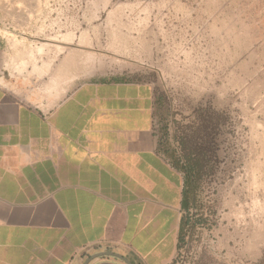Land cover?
Segmentation results:
<instances>
[{
	"label": "crops",
	"instance_id": "0c3cea01",
	"mask_svg": "<svg viewBox=\"0 0 264 264\" xmlns=\"http://www.w3.org/2000/svg\"><path fill=\"white\" fill-rule=\"evenodd\" d=\"M32 1L0 0V264H173L191 196L151 86L66 75Z\"/></svg>",
	"mask_w": 264,
	"mask_h": 264
},
{
	"label": "rangeland",
	"instance_id": "374dc122",
	"mask_svg": "<svg viewBox=\"0 0 264 264\" xmlns=\"http://www.w3.org/2000/svg\"><path fill=\"white\" fill-rule=\"evenodd\" d=\"M33 1L44 43L66 37V75L147 83L163 148L205 143L173 264H264V0Z\"/></svg>",
	"mask_w": 264,
	"mask_h": 264
},
{
	"label": "trees",
	"instance_id": "16d2710c",
	"mask_svg": "<svg viewBox=\"0 0 264 264\" xmlns=\"http://www.w3.org/2000/svg\"><path fill=\"white\" fill-rule=\"evenodd\" d=\"M180 143H181V148L183 153L185 154V157L188 158V165L187 167H182L180 165V158L179 156H175L172 155V160L174 162L175 167L181 169L182 171L185 172L186 175V185H188L189 191L191 192V208H195V204H194V191L196 190L194 185H193V181L195 180L196 182H200L201 178H202V169L201 166L198 164V162L194 159H192V155H193V151L192 149L189 148V143L184 139L181 138L180 139ZM189 222L188 220L184 221V227L182 230V233L180 234L179 237V241L183 240L184 236H185V232L189 229L190 231H193V225L189 226Z\"/></svg>",
	"mask_w": 264,
	"mask_h": 264
},
{
	"label": "flooded vegetation",
	"instance_id": "af4514ba",
	"mask_svg": "<svg viewBox=\"0 0 264 264\" xmlns=\"http://www.w3.org/2000/svg\"><path fill=\"white\" fill-rule=\"evenodd\" d=\"M197 132V131H195ZM195 132H190L191 134H186V133H189V132H186L184 134H181V138H184L188 143H189V148L192 149L193 151V155H192V159L196 160L198 162V164L201 166V169H202V178L200 180V182L203 180H205L206 176H209L210 172H211V165H210V162H209V159H208V156L206 154V146H205V143H200L199 141H197L196 139V136H194ZM186 134V135H185ZM199 135V133H198ZM180 138V139H181ZM181 141L179 140V144H180V150L181 152L178 153V156L180 158V165L182 167H187L188 165V158L185 157V154L183 153L182 151V148H181ZM168 155L170 154L169 151H167ZM184 173V176L186 178V175H185V172L182 171ZM200 182H196L195 180L193 181V185L195 187V191H194V204H195V207L197 205L196 203V195H197V190L200 186ZM188 191H189V188H188ZM190 195H191V192H188Z\"/></svg>",
	"mask_w": 264,
	"mask_h": 264
},
{
	"label": "water",
	"instance_id": "95a60500",
	"mask_svg": "<svg viewBox=\"0 0 264 264\" xmlns=\"http://www.w3.org/2000/svg\"><path fill=\"white\" fill-rule=\"evenodd\" d=\"M99 255H100V254H99ZM99 255H98V256H99ZM104 255H112V254H110V253H106V254H104ZM100 256H101V255H100ZM114 257H116V258L122 260L125 264H131L129 261H127L126 259H124V258L121 257V256L114 255Z\"/></svg>",
	"mask_w": 264,
	"mask_h": 264
},
{
	"label": "bare ground",
	"instance_id": "6f19581e",
	"mask_svg": "<svg viewBox=\"0 0 264 264\" xmlns=\"http://www.w3.org/2000/svg\"><path fill=\"white\" fill-rule=\"evenodd\" d=\"M65 40V42H63V41H52V42H56V43H61V44H66V37L64 38ZM46 44V43H45ZM61 44H52L53 46H55V47H60L59 45H61ZM47 45H45L44 47H46Z\"/></svg>",
	"mask_w": 264,
	"mask_h": 264
}]
</instances>
